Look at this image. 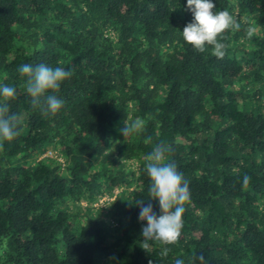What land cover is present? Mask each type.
<instances>
[{
    "label": "trees",
    "instance_id": "16d2710c",
    "mask_svg": "<svg viewBox=\"0 0 264 264\" xmlns=\"http://www.w3.org/2000/svg\"><path fill=\"white\" fill-rule=\"evenodd\" d=\"M212 2L241 23L223 59L184 41L187 0H0V85L22 117L0 139V264H264V0ZM41 63L75 70L55 115L23 87ZM127 116L143 130L126 141ZM160 143L190 201L177 242L146 251L136 202L162 215L146 171Z\"/></svg>",
    "mask_w": 264,
    "mask_h": 264
},
{
    "label": "clouds",
    "instance_id": "9594fccd",
    "mask_svg": "<svg viewBox=\"0 0 264 264\" xmlns=\"http://www.w3.org/2000/svg\"><path fill=\"white\" fill-rule=\"evenodd\" d=\"M188 10L193 14V21L187 24L182 32L184 41L194 46L203 53L205 45L212 46V55L223 59L228 45L220 42L218 37L226 30L239 31L241 23L228 11H214L216 5L212 0H187ZM246 35L251 38L257 29L249 25ZM75 70H66L63 67H49L46 64H24L19 72L25 77L23 87L31 97V106L39 110L43 115H55L58 113L64 101L57 97L63 82L72 78ZM17 97V89L8 85H0V139L11 141L19 135L22 117L10 113L9 104ZM125 125L120 129L125 140L129 136L139 134L143 130V122L139 118L132 119L127 116L123 121ZM151 137L146 139V143ZM173 148L166 143H160L153 147L147 156L146 171L151 179L149 185L148 201H158L162 215L157 217L151 203L141 199L136 202L140 207L139 220L147 222L142 227L144 242L141 247L149 251V240L158 241L163 245H171L177 242L183 228V216L185 206L190 201L189 182L178 171L177 165L170 161ZM107 154V153H106ZM124 160H122V163ZM250 178H243V186L247 187ZM168 248L161 253L168 255ZM200 264H207L202 255L198 256ZM176 264H184L182 260H176Z\"/></svg>",
    "mask_w": 264,
    "mask_h": 264
},
{
    "label": "rangeland",
    "instance_id": "374dc122",
    "mask_svg": "<svg viewBox=\"0 0 264 264\" xmlns=\"http://www.w3.org/2000/svg\"><path fill=\"white\" fill-rule=\"evenodd\" d=\"M115 200V197L112 198H104L100 201L98 205L95 206H100L103 209H107L110 207L109 203H112Z\"/></svg>",
    "mask_w": 264,
    "mask_h": 264
}]
</instances>
